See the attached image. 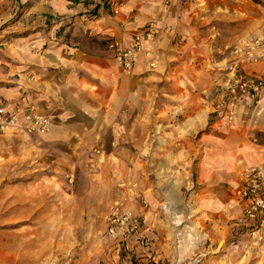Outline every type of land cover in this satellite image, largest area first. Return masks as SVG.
I'll return each mask as SVG.
<instances>
[{"label": "crops", "instance_id": "crops-1", "mask_svg": "<svg viewBox=\"0 0 264 264\" xmlns=\"http://www.w3.org/2000/svg\"><path fill=\"white\" fill-rule=\"evenodd\" d=\"M104 1H119L123 8L113 15L102 4L46 0V4L39 6V12L31 10L33 15L47 19L50 24L71 23L65 29L70 39L50 41L52 29L34 33L36 38L31 43L14 44L11 57L17 62L8 73L13 75L9 79L12 86L0 87V103L11 108L25 101L32 102L52 123L48 133L34 137L48 142L77 139L82 147H110L114 153L105 155V162L109 156L119 160L118 147L144 146L147 133L157 129L167 142V149L158 156L171 157L176 167L170 172L166 171L167 166L163 171L158 170L157 181L153 184L148 181L145 185L150 203L156 195L163 204L175 202L172 205L175 213L188 228L191 239L199 236V225L211 228L213 217L237 218L241 210L233 192L239 185L240 173L264 162V102L254 108L240 104L232 122L217 118L214 105L224 81L234 72L233 49L264 35V19L256 18L252 22V36L237 39V45L228 50L230 43L223 37L225 30L207 28V21L199 22L200 14L189 9L188 3L181 5L176 1L166 10L156 0ZM237 2L232 5L231 9L236 11L231 10L230 18L242 23L249 13L240 11L241 0ZM262 3L260 6L264 7ZM254 6L255 16L260 17L261 9ZM220 17L229 19L226 15ZM153 19H165V22H159L151 57L144 58L138 69L146 77L148 90L155 82L157 86L163 84L166 96L185 97V102L142 107L139 111L134 106V76H126L107 48L115 41L121 48L127 47L134 35ZM87 32L105 41L107 47H90L84 39ZM237 67L238 74L264 77L262 62H246ZM183 88H190L188 95L178 96ZM170 90L175 96L167 93ZM106 133L111 135L109 142H105ZM147 141L150 145L153 139ZM141 156L142 161L151 160V153ZM126 170L131 171L127 176L133 179V168L127 165ZM143 172L148 174L145 168ZM186 186L190 190L184 199L181 189ZM164 211L167 213V207ZM163 218V226L170 224L169 219ZM144 226L142 222L141 236L146 231Z\"/></svg>", "mask_w": 264, "mask_h": 264}, {"label": "rangeland", "instance_id": "rangeland-1", "mask_svg": "<svg viewBox=\"0 0 264 264\" xmlns=\"http://www.w3.org/2000/svg\"><path fill=\"white\" fill-rule=\"evenodd\" d=\"M45 1L0 0V87L12 86L9 79L13 75L8 73L17 62L11 57L14 44L31 43L36 38L34 33L52 29L50 41L70 39L65 29L71 27V23L50 24L30 12H39V6ZM234 1L179 0L181 5L188 3L189 9L197 11L199 22L207 21V28L225 30L223 37L230 43L228 50L237 45V39L252 36V22L256 18L264 19V7L260 6L264 0H250L261 9L260 17L255 16L254 5L241 0L240 11H247L249 16H244L242 23L232 20V5L239 4ZM156 2L167 10L175 1L171 4L166 0ZM222 15L229 19H222ZM35 21L38 24L35 25ZM151 21L160 26L159 22L164 24L165 19ZM84 39L90 47H107L105 41L88 32ZM137 65L131 72H124L128 77L134 76V106L139 111L142 107L185 102V97L166 96L163 84L157 86L155 82L148 90L146 77L140 74ZM189 89L183 88L177 95H188ZM170 91L167 93L175 96V92ZM162 135L157 129L148 132L144 146L118 147L120 161L109 156L106 162L105 155L114 153L110 147H82L77 139L48 142L34 136H0V264H264V226L246 229L236 223L239 216L225 220L213 217V226L199 225V236L191 239L188 228L175 213L172 206L175 202L163 204L156 195L150 203L145 185L148 181L149 184L157 181L158 170L163 171L167 166L166 171L170 172L176 167L171 157L167 160L158 156L167 149ZM105 139L109 142L111 135L106 133ZM151 139L148 145L147 140ZM150 153L151 160L142 161L141 154ZM127 165L133 168V179L127 176V172L131 173L126 170ZM144 168L148 171L146 175ZM189 190L188 186L181 189L184 199ZM233 198L236 200L235 196ZM114 202H120L133 216L143 219L144 238L138 232L127 245H121L106 236V218ZM163 216L170 224L163 226ZM251 230L255 234L250 233Z\"/></svg>", "mask_w": 264, "mask_h": 264}, {"label": "built area", "instance_id": "built-area-1", "mask_svg": "<svg viewBox=\"0 0 264 264\" xmlns=\"http://www.w3.org/2000/svg\"><path fill=\"white\" fill-rule=\"evenodd\" d=\"M88 4H100L103 0H84ZM173 1L166 0L171 4ZM120 3L110 4V11L117 15ZM159 26L153 21L145 24L139 34L134 35L131 43L121 48L118 42H111L112 51L118 65L125 71L131 72L141 58H150L155 45V37ZM233 74L224 81L222 90L217 94L218 106L214 113L225 115L228 122H232L238 105L249 103L256 107L264 102V77L247 76L237 73V66L250 62L264 63V35L255 37L240 48L233 49ZM52 126L47 115L40 113L30 101L8 108L0 103V136H27L46 134ZM239 203L241 214L236 220L238 225L247 228L264 226V162L245 168L240 173L239 185L233 192ZM141 226V220L123 209L119 202H114L106 218L107 237L116 242L127 245L136 236ZM250 233L255 234L254 230Z\"/></svg>", "mask_w": 264, "mask_h": 264}, {"label": "bare ground", "instance_id": "bare-ground-1", "mask_svg": "<svg viewBox=\"0 0 264 264\" xmlns=\"http://www.w3.org/2000/svg\"><path fill=\"white\" fill-rule=\"evenodd\" d=\"M116 3H120L121 4V7H120V9H119V11L123 8V4L121 3V2H119V1H112V2H107V1H104V2H102V3H100V4H102V5H105L106 7H107V9H108V11H109V13L110 14H113L111 11H110V4H116ZM114 15V14H113ZM149 22V21H148ZM158 26V25H157ZM140 33V32H139ZM139 33H137V34H139ZM159 33V32H158ZM137 34H135V35H137ZM158 35V34H157ZM156 35V36H157ZM259 37V36H258ZM155 39H156V37H155ZM241 47V46H240ZM240 47H237V48H240ZM236 49V48H235ZM137 65V64H136ZM136 67V66H135ZM123 70V69H122ZM124 71V70H123ZM223 88V87H222ZM222 90V89H221ZM262 103V102H261ZM245 104H248L249 105V103H245ZM217 106H218V96H216V103H215V105H214V110H216L217 109ZM239 106V105H238ZM250 106V105H249ZM252 108H254L253 106H251ZM238 108V107H237ZM214 115L217 117V118H225V115L223 114V113H221L220 112V110H219V113H214ZM52 127V126H51ZM237 201V200H236ZM238 202V201H237ZM120 203V202H119ZM123 206V205H122ZM123 209L124 210H126L124 207H123ZM127 211V210H126ZM241 214V213H240ZM240 217V216H239ZM133 238H131V240H132ZM130 240V241H131ZM129 241V242H130ZM118 243V242H117ZM120 244V243H119ZM128 244V243H127ZM122 245V244H121Z\"/></svg>", "mask_w": 264, "mask_h": 264}, {"label": "trees", "instance_id": "trees-1", "mask_svg": "<svg viewBox=\"0 0 264 264\" xmlns=\"http://www.w3.org/2000/svg\"><path fill=\"white\" fill-rule=\"evenodd\" d=\"M253 2H255L254 0H252Z\"/></svg>", "mask_w": 264, "mask_h": 264}]
</instances>
